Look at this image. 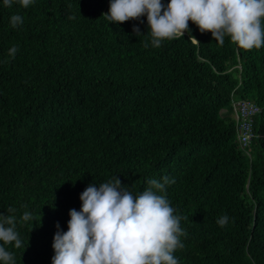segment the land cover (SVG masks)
<instances>
[{
    "label": "trees",
    "instance_id": "1",
    "mask_svg": "<svg viewBox=\"0 0 264 264\" xmlns=\"http://www.w3.org/2000/svg\"><path fill=\"white\" fill-rule=\"evenodd\" d=\"M109 2L0 0V215L33 217L17 225L23 246H8L15 264H52L54 236L87 186L117 177L138 194L165 175L186 232L179 264H264V47L220 45L189 21L183 36L159 48L148 36L145 48L147 17L111 23ZM233 100L261 109L251 159Z\"/></svg>",
    "mask_w": 264,
    "mask_h": 264
},
{
    "label": "clouds",
    "instance_id": "2",
    "mask_svg": "<svg viewBox=\"0 0 264 264\" xmlns=\"http://www.w3.org/2000/svg\"><path fill=\"white\" fill-rule=\"evenodd\" d=\"M19 3L28 8L33 0H3L5 7ZM146 16L148 34L143 42L159 48L163 41L183 36L189 31V21L201 33H211L220 45L225 38L240 49L264 47V0H110L107 14L102 18L111 23L123 24ZM23 17H10L13 28L23 24ZM139 36V28H133ZM191 39L195 40L194 37ZM18 47L10 49L15 54ZM175 179L167 175L148 181V187L134 194L122 187L114 177L89 185L80 195L82 207L69 212L68 230L57 231L54 236L52 264H179L174 253L183 249L181 237L182 217L176 215L166 194V186ZM0 215V264H15L14 252L8 246L20 249L23 244L17 225L33 220L25 211L17 218L16 209L7 208ZM186 219V217H184ZM227 215L220 216V227L228 224ZM59 228V225H57Z\"/></svg>",
    "mask_w": 264,
    "mask_h": 264
},
{
    "label": "built area",
    "instance_id": "3",
    "mask_svg": "<svg viewBox=\"0 0 264 264\" xmlns=\"http://www.w3.org/2000/svg\"><path fill=\"white\" fill-rule=\"evenodd\" d=\"M260 112L261 109L251 101H232L231 117L234 121L236 140L248 159H251L252 142L258 138L253 130V122Z\"/></svg>",
    "mask_w": 264,
    "mask_h": 264
},
{
    "label": "bare ground",
    "instance_id": "4",
    "mask_svg": "<svg viewBox=\"0 0 264 264\" xmlns=\"http://www.w3.org/2000/svg\"><path fill=\"white\" fill-rule=\"evenodd\" d=\"M252 146V145H251ZM252 148V147H251ZM251 152H252V149H251Z\"/></svg>",
    "mask_w": 264,
    "mask_h": 264
},
{
    "label": "rangeland",
    "instance_id": "5",
    "mask_svg": "<svg viewBox=\"0 0 264 264\" xmlns=\"http://www.w3.org/2000/svg\"><path fill=\"white\" fill-rule=\"evenodd\" d=\"M257 118V117H256ZM252 149V148H251Z\"/></svg>",
    "mask_w": 264,
    "mask_h": 264
}]
</instances>
